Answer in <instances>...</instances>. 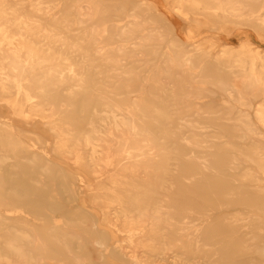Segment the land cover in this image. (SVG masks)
Listing matches in <instances>:
<instances>
[{"label":"bare ground","instance_id":"6f19581e","mask_svg":"<svg viewBox=\"0 0 264 264\" xmlns=\"http://www.w3.org/2000/svg\"><path fill=\"white\" fill-rule=\"evenodd\" d=\"M165 2L246 39L211 56L152 0H0V264H264V0Z\"/></svg>","mask_w":264,"mask_h":264},{"label":"rangeland","instance_id":"374dc122","mask_svg":"<svg viewBox=\"0 0 264 264\" xmlns=\"http://www.w3.org/2000/svg\"><path fill=\"white\" fill-rule=\"evenodd\" d=\"M146 1H149V0H146ZM152 1L155 3L157 7V11L163 15L165 21L169 25L174 27V30H173L174 34L180 40H182V42L186 44H193V45L205 44L204 46H206V48H209L211 56H213L215 53L219 52L223 47H226V46L237 48L246 39L244 36V33L248 32L247 28H243V27L236 28V31H234L233 33L231 32L229 28L226 29V31L221 32V33L220 32L217 33L214 30H208L204 27L194 29V27H191L192 25L188 22V20L181 19L180 17H178L176 14H174L170 10L169 8L170 2L169 4H167L165 0H152ZM250 40L252 43H254L255 46H259L260 48L264 49L263 42H260L254 39L253 37H251ZM209 41L212 44V46H209V44H207V42ZM224 100L229 101L226 95H221L217 93L213 97L210 98L211 103H209V106L221 107L225 105V106L236 107L235 112H244L248 114L252 122H255V119L253 117V111L255 107L259 104V101H260L259 99L253 100L249 102L248 104H245L247 105V107H241V108H237L239 107L240 104H236L232 102L224 104L223 103ZM207 101L208 99L196 101V103H191V102L189 103V101H187L185 103L178 104L177 106L182 107V106H185L186 104L206 106L208 105ZM0 117L2 121L9 120V122L13 124L17 122V119H15L11 115L10 110L1 104H0ZM171 121H174L175 123L177 120L172 119ZM257 129L260 132H262V129L260 127H258ZM195 131H199V130L196 129ZM38 132L41 134V136L50 139L49 136L51 135L48 134L49 135L48 136L47 133H45L42 128H38ZM243 168L244 166L241 167L236 173H239L240 170H242ZM261 184H264V181H262ZM85 200H83V202H85ZM87 202L88 201L86 200L85 203L87 204ZM86 207L87 209L92 210L97 216L100 217L98 210L96 209L93 210L92 208H90V205L88 206V204L86 205ZM228 213H231V211H229ZM105 229L109 232L110 236L112 237V240L119 242V243L123 240V235L119 234L115 228L107 226ZM122 244L124 247H126L124 243ZM128 250H129L128 248L125 249V251H128Z\"/></svg>","mask_w":264,"mask_h":264}]
</instances>
